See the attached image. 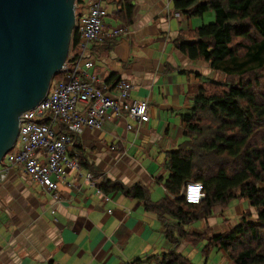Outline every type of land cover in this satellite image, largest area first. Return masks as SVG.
<instances>
[{
  "label": "crops",
  "instance_id": "0c3cea01",
  "mask_svg": "<svg viewBox=\"0 0 264 264\" xmlns=\"http://www.w3.org/2000/svg\"><path fill=\"white\" fill-rule=\"evenodd\" d=\"M174 1H105V37L90 49L93 67L86 73L110 87L119 80L130 82L131 100L148 101L150 120L137 126L126 116L113 118L102 130L77 133L68 153L76 154L81 166L57 183L58 202L20 169L9 172L0 181V264H156L159 256L171 251L183 256L194 244L190 241H198L195 234L206 233L200 241L207 243L215 235L210 227H220V214L177 226L176 219H162L144 201L121 192L101 191L106 201L86 178L93 175L99 185L103 179L128 188L141 185L151 205L172 199L163 185L170 176L168 155L185 140L182 118L199 88L218 74L205 62L190 60L175 44L179 37L190 42L196 29L213 23V14L189 18L174 8ZM76 8L85 14L88 3ZM121 26L127 35L108 39L106 34ZM127 125L134 130L128 131ZM44 156L38 154L40 159ZM184 188L185 184L180 197ZM236 203L237 212L248 204L244 199ZM223 209L230 214L227 206ZM166 226L175 227V246L166 238Z\"/></svg>",
  "mask_w": 264,
  "mask_h": 264
},
{
  "label": "trees",
  "instance_id": "16d2710c",
  "mask_svg": "<svg viewBox=\"0 0 264 264\" xmlns=\"http://www.w3.org/2000/svg\"><path fill=\"white\" fill-rule=\"evenodd\" d=\"M85 3L76 0V7ZM173 5L189 18L213 14V23L196 29L190 42L179 37L175 44L190 60L205 62L228 82H209L213 90L204 84L190 112L183 115L185 140L168 155L170 176L162 179L171 200L151 205L143 186L128 188L109 179L98 187L105 195L121 192L144 201L160 218L176 219L177 226L200 218L201 209L207 217L216 206L244 199L256 212L255 222L241 217L231 231L213 236L206 251L216 248L233 264H264V95L247 81L258 75L264 80V0H175ZM77 43L74 36L72 49ZM230 160L238 165L231 172ZM191 181L203 185L205 199L200 205H187L180 197L183 185ZM165 231L171 245L178 244L175 227L166 226ZM236 244L243 249L237 251ZM156 264L191 263L171 251L159 256Z\"/></svg>",
  "mask_w": 264,
  "mask_h": 264
},
{
  "label": "built area",
  "instance_id": "2783aa9c",
  "mask_svg": "<svg viewBox=\"0 0 264 264\" xmlns=\"http://www.w3.org/2000/svg\"><path fill=\"white\" fill-rule=\"evenodd\" d=\"M106 0H86L88 11L79 14L75 8V24L71 37L69 55L65 66L53 79L46 97L32 110L22 114L15 146L0 163V181L9 172L20 169L35 184L48 192L54 202L59 201L57 183L65 178L67 171L79 170L77 155L70 156L69 147L74 137L83 129L102 130L111 120L128 117L137 126L149 122L148 101L131 100L132 84L119 80L113 87L96 76H88L93 67L88 58L90 49L103 41L104 20L107 16ZM124 27L111 30L106 36L113 40L127 35ZM78 38L75 51L72 39ZM98 84L100 87H96ZM128 131L134 126L127 125ZM43 153V159L38 154ZM93 186L99 181L86 174ZM98 188V187H97ZM101 193L106 201L109 198ZM181 198L187 205H200L205 199L200 182L185 184Z\"/></svg>",
  "mask_w": 264,
  "mask_h": 264
},
{
  "label": "water",
  "instance_id": "95a60500",
  "mask_svg": "<svg viewBox=\"0 0 264 264\" xmlns=\"http://www.w3.org/2000/svg\"><path fill=\"white\" fill-rule=\"evenodd\" d=\"M76 0H0V163L65 66Z\"/></svg>",
  "mask_w": 264,
  "mask_h": 264
},
{
  "label": "rangeland",
  "instance_id": "374dc122",
  "mask_svg": "<svg viewBox=\"0 0 264 264\" xmlns=\"http://www.w3.org/2000/svg\"><path fill=\"white\" fill-rule=\"evenodd\" d=\"M82 14V13H80ZM261 75H258V77H247V81H250L253 85V88L256 90L257 87L259 91H261V95H264V80H262ZM209 82H217L218 84H222L224 85L225 83L228 82V80L225 79V77H221L218 74H216L212 80L204 83L205 85H207L206 87L208 89H212V85H209ZM238 165H236L235 161H231L228 164V170L231 172L233 171L235 168H237ZM259 188H261V186H259ZM235 194H238V192H236ZM233 202V203H232ZM237 202V203H236ZM239 204L241 203L240 199H235L233 201H230L227 205V208L230 214H224V209L222 210V208L226 207V206H216L213 209L212 215L211 216H207V217H212L213 214H215V216L219 215L218 217V224L220 225V227H210L211 229V235L215 234L214 236H216L217 234L219 235H223L228 233L229 231H231V229L237 225L240 220L241 217H244L246 219H248L249 222H255L256 220V212L254 211V209H252L249 204H246L243 207V211L241 210V207H239V212L236 211V207L234 204ZM203 210H199V215L203 216ZM222 211V212H221ZM231 215V216H230ZM233 217V218H230ZM202 225V223H201ZM209 233V232H207ZM205 234H201V235H196L194 237H197L198 241L195 243L194 240L190 241L191 243H194L192 245H188L186 247V249L183 250V256L187 257L188 260L190 261L191 264H231V262H229L228 260H226L222 254L220 253V251H218L216 248H210L209 250L206 251V247L208 246L207 242H203L200 241V239L202 237H204ZM212 238V237H211ZM210 238V239H211ZM209 239V240H210ZM200 241V242H199ZM264 241V238H263ZM241 243V241H239ZM238 249L237 251H240L243 249V246L239 244V246L236 244V246ZM144 264H155L153 263H144Z\"/></svg>",
  "mask_w": 264,
  "mask_h": 264
}]
</instances>
